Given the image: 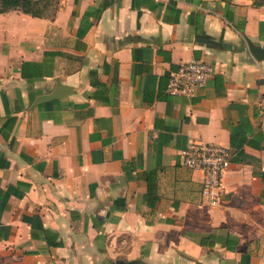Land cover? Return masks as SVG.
I'll return each instance as SVG.
<instances>
[{
	"label": "crops",
	"instance_id": "1",
	"mask_svg": "<svg viewBox=\"0 0 264 264\" xmlns=\"http://www.w3.org/2000/svg\"><path fill=\"white\" fill-rule=\"evenodd\" d=\"M53 5L0 13V264H264V58L246 43L264 47V6ZM189 60L211 75L168 94ZM230 133L244 143L209 206L178 151Z\"/></svg>",
	"mask_w": 264,
	"mask_h": 264
},
{
	"label": "built area",
	"instance_id": "2",
	"mask_svg": "<svg viewBox=\"0 0 264 264\" xmlns=\"http://www.w3.org/2000/svg\"><path fill=\"white\" fill-rule=\"evenodd\" d=\"M212 71V66L202 60L180 63L169 72L165 91L171 95L193 96ZM178 155L184 168L201 173L198 189L200 197L209 206L217 205L223 193L222 176L231 162L230 149L215 143L188 140Z\"/></svg>",
	"mask_w": 264,
	"mask_h": 264
},
{
	"label": "trees",
	"instance_id": "3",
	"mask_svg": "<svg viewBox=\"0 0 264 264\" xmlns=\"http://www.w3.org/2000/svg\"><path fill=\"white\" fill-rule=\"evenodd\" d=\"M50 1L53 4V0H0V13L11 10H18L30 16L40 17L52 12V10L50 12H44L43 10V8L46 7V3ZM251 1H252V5L255 7L264 6V0H251ZM262 98L264 99V94L262 95ZM256 137L262 138L263 136L261 133L258 132L256 134ZM243 143H244V137L238 134H233V133L229 134L230 151H232V149L237 151L240 150ZM253 145L256 146V148L258 147V144H253ZM237 153H240V151ZM147 187H148V192L150 193L152 184L149 180L147 182Z\"/></svg>",
	"mask_w": 264,
	"mask_h": 264
},
{
	"label": "water",
	"instance_id": "4",
	"mask_svg": "<svg viewBox=\"0 0 264 264\" xmlns=\"http://www.w3.org/2000/svg\"><path fill=\"white\" fill-rule=\"evenodd\" d=\"M199 40L204 41V42H212L211 40H205V39H199ZM246 43H247V47L249 49V52L254 57V59L260 60V59L264 58V47H259V46L253 45L248 40H246ZM54 95H55V92L51 93L49 95L41 96V97H39L38 100L47 99V98L53 97ZM231 105L235 109H237L240 106V105H237V104H231Z\"/></svg>",
	"mask_w": 264,
	"mask_h": 264
},
{
	"label": "rangeland",
	"instance_id": "5",
	"mask_svg": "<svg viewBox=\"0 0 264 264\" xmlns=\"http://www.w3.org/2000/svg\"><path fill=\"white\" fill-rule=\"evenodd\" d=\"M42 8V7H41ZM53 9V4L52 2H47L46 7L43 8L44 12H50Z\"/></svg>",
	"mask_w": 264,
	"mask_h": 264
}]
</instances>
